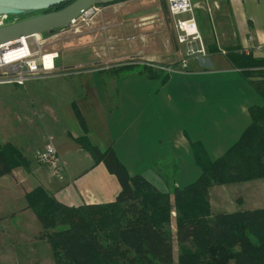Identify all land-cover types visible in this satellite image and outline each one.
Listing matches in <instances>:
<instances>
[{
  "label": "crops",
  "instance_id": "0c3cea01",
  "mask_svg": "<svg viewBox=\"0 0 264 264\" xmlns=\"http://www.w3.org/2000/svg\"><path fill=\"white\" fill-rule=\"evenodd\" d=\"M190 7L172 16L159 0L98 6L93 24L97 31L106 29L109 48L93 56L92 64L103 65L68 69L67 61L81 60L82 54H59L49 76L0 87V146L12 147L23 162L0 178V220L24 215L37 222L24 199L36 187L70 208L114 202L118 180L94 162L88 147L112 149L129 176L141 175L166 193L157 170L177 188L199 177L192 144L215 160L239 139L252 122L251 109L263 100L229 55H251L264 43V0H190ZM179 22L198 37L192 46L199 43L204 56H186ZM49 142L60 161L57 175L34 159ZM214 186L208 192L212 213ZM259 188L264 185L251 189Z\"/></svg>",
  "mask_w": 264,
  "mask_h": 264
},
{
  "label": "trees",
  "instance_id": "16d2710c",
  "mask_svg": "<svg viewBox=\"0 0 264 264\" xmlns=\"http://www.w3.org/2000/svg\"><path fill=\"white\" fill-rule=\"evenodd\" d=\"M229 59L247 79L257 76L251 68H264L251 55L230 53ZM251 85L263 105L251 109L250 126L215 160L192 144L201 173L188 186L175 187L157 170L168 189L159 192L143 176H129L112 149L101 153L88 147L94 162L103 163L118 180L121 190L114 202L70 208L41 187L26 193L25 209L41 226L54 264H174L172 221L176 264H264V208L214 214L208 196L213 185L264 178V87ZM22 163L12 147L0 146V178Z\"/></svg>",
  "mask_w": 264,
  "mask_h": 264
},
{
  "label": "rangeland",
  "instance_id": "374dc122",
  "mask_svg": "<svg viewBox=\"0 0 264 264\" xmlns=\"http://www.w3.org/2000/svg\"><path fill=\"white\" fill-rule=\"evenodd\" d=\"M159 2H165L167 4L166 0H159ZM94 18L92 20L87 19L85 22L77 21L66 28L43 34L37 38V44H39L46 53H55L56 57L59 54L62 55L61 58L67 55L82 54L83 58L81 60L71 59L67 61L65 68L68 69L82 68L88 70L103 65L102 63H98V65H96V63L92 64L93 56L99 58L97 54L102 52L106 53L109 48L106 36H104L106 29L102 27L100 31H97L93 24ZM172 35L174 36V34ZM100 39L102 44H100ZM34 42V40H30L32 49H36L37 47ZM116 45H121V43ZM241 53L245 54L244 52L236 54L239 55ZM263 55L264 51L251 54L254 60L261 62H264ZM56 57H54V59ZM262 69L251 68L249 72L258 71L256 74L257 76L254 77L253 75L250 81L264 87V73H262V71L264 72V68ZM260 185H264V178L258 179V181L254 183H239L237 185L224 187L214 186L211 192V195H213V213L224 212L222 210H227L226 212L238 211L240 208L235 209L237 205L236 202H238V205L244 203L245 207L241 208L243 210L264 208V190L259 188L254 191V189H251L253 187H259ZM224 189L227 191L219 193V191ZM261 194L262 197L258 198ZM173 226L174 225L171 224V233L173 231ZM173 235L174 233L172 234V245L174 248V258L176 259L178 256V249ZM0 264H54L52 251L45 239L44 232L34 218L23 215L17 219L0 220Z\"/></svg>",
  "mask_w": 264,
  "mask_h": 264
},
{
  "label": "built area",
  "instance_id": "2783aa9c",
  "mask_svg": "<svg viewBox=\"0 0 264 264\" xmlns=\"http://www.w3.org/2000/svg\"><path fill=\"white\" fill-rule=\"evenodd\" d=\"M169 12L172 16L181 13L191 12L190 0H166ZM98 6H94L81 14V16L72 21L71 24L77 21L85 22L87 19L92 20L98 12ZM40 12H22L20 14L0 15V28L12 25L14 23L24 21L40 15ZM70 24V25H71ZM192 26V25H191ZM189 26L186 23H177L176 28L183 34L179 37L180 44L186 45V56L192 57L195 55L204 56L203 47L198 43V48H194L193 42L198 40L196 35L189 36L185 30ZM191 28V27H190ZM40 36H31L21 38L18 41L0 47V86H24L26 83L43 79L49 76L54 71V61L52 67H47L44 64V55L46 53L43 48L37 44V38ZM30 40H34L36 49H32ZM264 51V43H261L252 49V53ZM249 54L248 51H244ZM181 67H186V61H182ZM169 71H171L169 69ZM34 159L40 166L48 168L52 175H57L60 171V161L56 149L52 143H47L42 149L34 153Z\"/></svg>",
  "mask_w": 264,
  "mask_h": 264
},
{
  "label": "water",
  "instance_id": "95a60500",
  "mask_svg": "<svg viewBox=\"0 0 264 264\" xmlns=\"http://www.w3.org/2000/svg\"><path fill=\"white\" fill-rule=\"evenodd\" d=\"M124 0H0V15L40 12L33 18L0 28V47L21 38L42 36L48 32L68 27L82 13L97 5H110ZM69 3L58 11L51 10Z\"/></svg>",
  "mask_w": 264,
  "mask_h": 264
},
{
  "label": "bare ground",
  "instance_id": "6f19581e",
  "mask_svg": "<svg viewBox=\"0 0 264 264\" xmlns=\"http://www.w3.org/2000/svg\"><path fill=\"white\" fill-rule=\"evenodd\" d=\"M45 57H44V64H45V66H47V67H52V60L54 59V57L56 56V54L55 53H52V54H46V55H44Z\"/></svg>",
  "mask_w": 264,
  "mask_h": 264
}]
</instances>
